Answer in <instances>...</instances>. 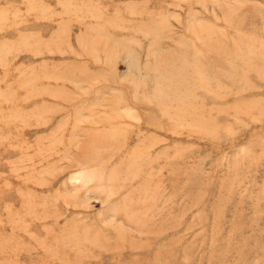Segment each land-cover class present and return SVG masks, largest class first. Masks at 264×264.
<instances>
[{"label":"rangeland","instance_id":"1","mask_svg":"<svg viewBox=\"0 0 264 264\" xmlns=\"http://www.w3.org/2000/svg\"><path fill=\"white\" fill-rule=\"evenodd\" d=\"M0 264H264V0H0Z\"/></svg>","mask_w":264,"mask_h":264}]
</instances>
